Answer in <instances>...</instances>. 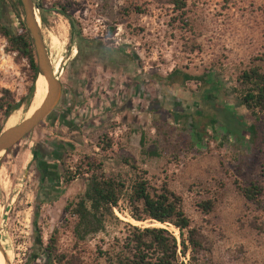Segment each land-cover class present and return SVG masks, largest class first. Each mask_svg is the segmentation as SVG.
Here are the masks:
<instances>
[{
	"label": "rangeland",
	"instance_id": "rangeland-1",
	"mask_svg": "<svg viewBox=\"0 0 264 264\" xmlns=\"http://www.w3.org/2000/svg\"><path fill=\"white\" fill-rule=\"evenodd\" d=\"M39 2L47 11L43 23L38 18L39 31L61 90L49 115L0 155V246L7 251L0 264H44L50 232L55 254L62 256L59 264H103L97 248H107L111 230L76 242L72 220L62 211L83 190L78 178L61 184L58 198L42 204L37 243L31 240L32 151L44 154L50 143L60 155L61 172H72L88 157L104 173L126 180L129 171L121 160L128 158L152 186L165 181L204 236L207 252L199 257L201 264H264V119L253 122L236 104L235 80L248 59L264 51V0H185L182 12L170 0ZM0 7L2 17L18 31L22 13L19 23L8 0ZM52 7L63 8L65 15L49 11ZM34 13L38 17L36 8ZM47 35L58 42V54L50 53ZM136 77L147 80L136 84L141 97L132 82ZM29 84L25 59L10 52L0 37V98L17 102ZM165 90L167 100L153 105ZM79 93L100 110L96 126L85 130L84 137H75L76 132L56 121L61 98L67 94L71 108ZM25 109L21 104L12 111L1 130L11 116L18 124ZM228 117H239L240 124ZM252 123L256 134L251 139L247 127ZM138 133L144 138L141 153ZM102 135L111 139L109 151L96 147ZM249 183L260 189L257 201L246 202L238 192ZM202 200L212 203L207 214L197 208ZM114 213L137 226L157 225ZM161 227L177 238L171 226Z\"/></svg>",
	"mask_w": 264,
	"mask_h": 264
},
{
	"label": "trees",
	"instance_id": "trees-1",
	"mask_svg": "<svg viewBox=\"0 0 264 264\" xmlns=\"http://www.w3.org/2000/svg\"><path fill=\"white\" fill-rule=\"evenodd\" d=\"M16 8V19L19 22L20 5L17 0H8ZM41 23L44 22L45 9L39 0H32ZM2 0H0V5ZM170 4L178 12L185 8V0H170ZM18 9V13H17ZM65 15L63 8H51ZM20 23V22H19ZM0 37L10 52L25 59L30 73V84L25 96L17 102L8 97L0 98V131L6 118L21 104L26 107L33 93L36 77L35 60L31 40L23 25L18 31L11 28L10 22L2 17L0 7ZM239 85L236 104L243 107L253 122L264 119V51L248 59L244 68L240 69L235 78ZM4 93L7 92L4 90ZM230 122L240 124V118L228 117ZM249 137L256 134V125L247 127ZM111 139L102 135L97 143L101 151L111 149ZM140 153L144 152L143 140H138ZM8 148L5 152H7ZM153 150L147 154L153 156ZM34 149L32 154L37 153ZM151 154V155H150ZM128 171L126 180L118 173H104L100 164L83 157L82 164L72 172L62 170L61 182L68 184L75 178L84 183L80 194L66 201L62 211L72 220L71 235L76 242H83L87 237L111 230L110 243L105 250L97 248V254L103 264H201L200 256L207 252L204 236L200 228L191 224L181 207V198L170 191L163 181L159 186H152L144 177V172L133 165L128 158L121 160ZM84 167V168H83ZM238 192L246 202L257 201L260 194L258 185L249 183L238 187ZM197 208L203 214L212 209L210 200L198 202ZM138 223L149 222L171 226L177 232V238L163 227L137 226L129 221L120 220L114 213ZM37 232L39 233L38 229ZM37 233V234H38ZM53 232L48 236L44 264H59L61 257L55 254ZM186 257V258H185ZM185 260V262H184Z\"/></svg>",
	"mask_w": 264,
	"mask_h": 264
},
{
	"label": "water",
	"instance_id": "water-1",
	"mask_svg": "<svg viewBox=\"0 0 264 264\" xmlns=\"http://www.w3.org/2000/svg\"><path fill=\"white\" fill-rule=\"evenodd\" d=\"M23 17V27L25 28L31 40V46L34 54L36 77L41 76L45 84V97L38 108L28 117L21 120L18 124L0 131V152H5L12 147L22 137L28 134L37 123L45 118L56 105L61 85L53 77L51 66L48 62L46 51L40 35L38 23L34 13L35 5L32 0H17ZM34 80V82H35ZM34 92V83H33ZM156 227V226H154Z\"/></svg>",
	"mask_w": 264,
	"mask_h": 264
},
{
	"label": "crops",
	"instance_id": "crops-1",
	"mask_svg": "<svg viewBox=\"0 0 264 264\" xmlns=\"http://www.w3.org/2000/svg\"><path fill=\"white\" fill-rule=\"evenodd\" d=\"M57 75H58V73H57ZM57 75L54 78L57 79ZM125 81H127V80H125ZM146 81L147 80L145 78H141L140 80H138V77L133 78L132 82L135 83L134 89L137 90V85L143 84ZM129 82L130 81L128 80L127 83H129ZM45 92H46V90H45ZM45 92H44V97H45ZM136 92H137L138 96L140 94V97H141L140 91L137 90ZM167 93H169L168 90H165V92H159V94L157 95L158 97H155V99L151 101L152 103H154L153 105H155V104L157 105L160 101H164L166 99L165 97H167V95H168ZM142 98L137 99V101L143 100ZM168 98H170V97H168ZM61 99H62L63 106H62V109H60L58 114H57L58 116L56 118V121L64 129L72 130V131L76 132L77 134L75 135V137H79V136L84 137L83 133H85V130H87V129L90 130L91 127L93 128L96 126V121L98 118V116H96V115L98 112H100V110L97 109V106L91 107L92 105L90 104V99L87 97L86 94L79 93L78 96L75 97L74 102H73L74 105L71 108H70V104H69L70 97L67 94L65 96H63V98H61ZM112 99L113 98H111V100ZM140 137L142 138V140H144L143 135L141 133H138L137 144H138V140ZM44 147L49 149L48 151L45 150V153H44L45 155H47V156L51 155L52 156V154H54L53 149L55 147L51 143L45 145ZM58 155L56 154V156H58Z\"/></svg>",
	"mask_w": 264,
	"mask_h": 264
},
{
	"label": "flooded vegetation",
	"instance_id": "flooded-vegetation-1",
	"mask_svg": "<svg viewBox=\"0 0 264 264\" xmlns=\"http://www.w3.org/2000/svg\"><path fill=\"white\" fill-rule=\"evenodd\" d=\"M59 159V155L52 154V156H47L40 151L32 157L34 172L36 173L31 225V240L33 244L37 243L36 220L42 204H47L58 198L59 188L62 184ZM0 250V256H6L5 253L7 251L5 248H1L0 246Z\"/></svg>",
	"mask_w": 264,
	"mask_h": 264
},
{
	"label": "bare ground",
	"instance_id": "bare-ground-1",
	"mask_svg": "<svg viewBox=\"0 0 264 264\" xmlns=\"http://www.w3.org/2000/svg\"><path fill=\"white\" fill-rule=\"evenodd\" d=\"M36 23H38V26H39V21H38V17L37 16H36ZM45 38L48 39V43H49L48 48L50 50V53L52 54L53 51H56L57 54H58L59 53L58 51L60 50V46H58V42H56L57 40L55 41L56 43H52L51 37L49 35H47ZM62 46H63V44H62ZM44 92H45V84H44V81H43V79H42L41 76H37V78H36V80L34 82V92L32 93V96L30 98V101H29V103H28V105H27V107L25 109L23 119L28 118L38 108V106L41 104V102L44 99ZM14 125H15V120L11 116V117H9V119L7 120V122L5 123L3 130H6V129L14 126ZM1 154H2V152H0V155ZM133 222L134 223H138V222H135V221H133ZM156 224H157L156 226H158V227H161L162 226L159 223H156Z\"/></svg>",
	"mask_w": 264,
	"mask_h": 264
},
{
	"label": "built area",
	"instance_id": "built-area-1",
	"mask_svg": "<svg viewBox=\"0 0 264 264\" xmlns=\"http://www.w3.org/2000/svg\"><path fill=\"white\" fill-rule=\"evenodd\" d=\"M131 110H133V108Z\"/></svg>",
	"mask_w": 264,
	"mask_h": 264
}]
</instances>
